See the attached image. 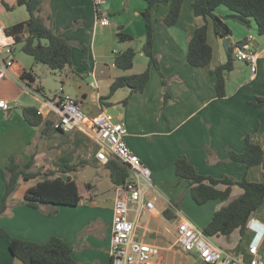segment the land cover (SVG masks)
Segmentation results:
<instances>
[{"label":"crops","instance_id":"0c3cea01","mask_svg":"<svg viewBox=\"0 0 264 264\" xmlns=\"http://www.w3.org/2000/svg\"><path fill=\"white\" fill-rule=\"evenodd\" d=\"M41 1L40 15L47 26L72 44V67L52 72L46 65L36 63L34 57L22 49L23 41L15 43L7 34L1 39L3 44L12 45L14 63L10 69L12 76L0 78V99L12 105L8 111L0 109V202L6 192L5 168L12 154H18L22 164L34 157V164L28 171L40 174L30 179L22 176L18 179L10 204L0 216V228L15 237L40 243L47 242L54 235L59 236L73 245L72 255L79 264H110L111 261L109 247L117 185L105 164L96 157L100 144L90 123L71 131L55 127L59 119L57 113L45 107L40 98L50 99L44 93L49 89L40 90L44 85L42 75L46 73L62 82V86L53 91L55 96L51 100L62 94L70 95L77 99L88 117L105 111L124 123L126 142L151 169L154 184V188L148 191V198L154 201L155 209L145 210L140 215L136 238L159 248L150 264L159 263L166 255L163 249L170 250L173 245H178L179 220L171 227L160 223L162 216L186 217L203 230L215 212L225 205L221 199L203 205L193 200L201 208L198 213L200 221L184 213L182 207L186 209L187 204L188 209H193L192 195L188 181L179 179L176 174L175 162L179 158H187L198 172L216 178L230 176L241 180L247 176L252 181L264 179L262 165L248 169L245 163L230 159L231 151H245L247 135L264 148V106L251 104L264 96V34H259L254 20H251V26L233 19L226 20L232 29L230 46L242 40L249 41L250 47L258 53V61L253 72L246 61L235 59L234 68L227 75V95L219 97L216 76L211 70L227 62L229 48L224 38L215 33L213 20L208 19V41L213 49L211 64L197 67L187 58L189 39L201 20L194 15L195 0H183L180 18L172 26L161 21L170 5L155 6L152 8L153 52L160 69L151 66L150 79L142 92H132L129 86L111 92L117 78L142 73L149 66V58L143 52L146 1L103 0L99 10L95 0ZM24 8L17 0H0V25L8 28L27 20L29 14ZM100 13L110 17L108 25L98 22ZM215 13L227 15L230 10L221 5ZM120 31L134 39H119ZM128 48L136 50L134 65L122 69L116 65L115 57ZM243 62L250 68L249 77L242 70ZM24 72H31L35 80L22 78ZM231 80H234L232 87ZM28 106L42 109L41 113L38 111L43 118L39 124L32 125L25 119L23 109ZM78 155L86 164L70 172L59 171L66 164L73 163ZM90 168L95 169L89 171ZM84 171L91 178L78 181ZM57 176H71L77 180L81 194L78 205L43 204L34 208L23 202L29 187ZM106 178L112 182L114 196L102 199L100 183ZM218 187L226 188L223 184ZM236 190L238 195L243 192L240 186L234 185L232 195ZM55 208L57 212L53 213ZM255 217L264 222V212L259 210ZM232 235L227 247L216 243V238L226 236H209L224 250H239L240 243L232 246ZM166 239H170V245L161 246L160 240ZM240 239L239 233L238 242ZM261 253L264 255V244ZM0 264H24L12 254L4 237H0ZM198 264H202L200 260Z\"/></svg>","mask_w":264,"mask_h":264},{"label":"trees","instance_id":"16d2710c","mask_svg":"<svg viewBox=\"0 0 264 264\" xmlns=\"http://www.w3.org/2000/svg\"><path fill=\"white\" fill-rule=\"evenodd\" d=\"M146 9L143 17L146 22L145 42L143 52L149 58L148 68L139 74L126 75L117 78L111 87V92L119 87L129 86L132 92L144 91L149 79L151 66L160 69L159 62L153 52L154 21L152 8L161 4H169L170 9L161 21L167 25H175L182 11L183 0H145ZM19 5H24L29 13V18L6 28V33L12 36L15 43L22 42V49L34 57L36 63H42L52 72H62L72 67V44L60 36L53 29L47 26L40 15L41 0H17ZM224 5L230 13L219 15L216 9ZM194 15L201 19L189 39L188 62L197 67H207L213 58V49L208 41V19L211 18L214 24L215 33L222 37H230L232 29L227 19L236 20L246 26H251V20L257 24L259 34H264V0H195L193 2ZM25 33H27L26 36ZM121 40H132L134 37L120 31ZM246 40L239 41L244 43ZM233 46L228 49L227 62L218 65L211 72L216 76V91L219 97L227 95L226 80L228 73L234 68ZM86 53V50H85ZM136 50L128 48L115 57L116 65L122 69L131 68L134 65ZM22 78L34 81L35 77L31 72H24ZM164 81H166L164 79ZM165 83V82H164ZM41 89H46L41 85ZM167 95V94H166ZM251 104L255 107L264 106V96L258 97ZM25 119L32 125L39 124L43 118L38 109L32 106L23 109ZM246 149L242 153L231 151L230 159L243 162L248 169L262 165L264 168V148L254 142L249 135L246 137ZM18 154L10 156V162L5 168L7 187L4 198L0 202V216L3 215L9 204L10 197L17 188L18 179L22 176L30 179L38 176L39 172L28 171L34 164V157L22 164L18 160ZM86 164L78 155L73 163L66 164L60 168L61 172H70ZM110 171V176L116 185L126 183L131 177L130 169L116 158H111L105 164ZM176 174L181 180L189 183L193 200L203 205L210 200H229L232 197V188L238 185L243 192L231 199L221 209L217 210L212 220L204 227L207 235H224L230 237L236 230L241 235V240L247 237V225L250 219L264 205V179L249 180L244 177L237 180L230 176L216 178L197 171L195 166L187 158H179L175 162ZM54 174V173H48ZM223 184L225 189L218 186ZM81 201L78 182L75 178L61 176L46 178L37 184L29 187L25 193L23 202L34 208H40L43 204L76 206ZM57 212V208L53 213ZM167 213V211H166ZM0 237L7 239L12 254L24 264H79L73 257V245L69 244L59 236H52L47 242L40 243L25 240L11 235L7 230L0 228ZM243 248L240 244L239 249Z\"/></svg>","mask_w":264,"mask_h":264},{"label":"built area","instance_id":"2783aa9c","mask_svg":"<svg viewBox=\"0 0 264 264\" xmlns=\"http://www.w3.org/2000/svg\"><path fill=\"white\" fill-rule=\"evenodd\" d=\"M103 0H95L96 6ZM99 13V12H98ZM98 22L102 25L110 23L108 15L98 14ZM6 28L0 25V78L11 75L14 63L13 48L10 43L3 44ZM252 36H249V40ZM233 57L246 61L253 72L256 71L258 53L250 47L249 41L236 43L233 46ZM12 76V75H11ZM44 106L57 113L55 127L61 131L90 123L100 149L96 157L101 164L111 158L124 163L131 171L126 183L116 186L114 215L112 223L111 243L109 247L110 264H150L159 253L156 245L140 241L136 238V226L143 211H153L154 201L148 198V191L154 188L152 171L126 142L127 129L122 121H117L114 114L102 112L95 117H88L80 107L77 99L70 95H59L55 99L40 96ZM12 105L0 99V109L10 110ZM39 113L42 109L38 110ZM250 241L236 251L224 250L216 245L211 237L186 217H180L177 224V244L186 252H195L202 264H264L261 253L264 244V222L255 215L247 225Z\"/></svg>","mask_w":264,"mask_h":264},{"label":"rangeland","instance_id":"374dc122","mask_svg":"<svg viewBox=\"0 0 264 264\" xmlns=\"http://www.w3.org/2000/svg\"><path fill=\"white\" fill-rule=\"evenodd\" d=\"M24 9H25L24 10L25 13H28L27 9L26 8H24ZM241 65H242L241 67H242V70L244 71V74L248 75V77H249L250 76V68L247 66V64L245 62L241 63ZM235 79L236 78L234 76V80ZM234 80H231L230 87H232ZM44 93L45 94L47 93L50 99L54 98V96H55V92L50 91V90L49 91L45 90ZM100 188H101L100 189V192H101L100 197L102 199L114 196V193L112 191V182L109 178H106L105 180L101 181ZM237 189H239V188H237ZM237 191L238 190H236L233 193L232 197L229 200H224L223 202L225 204H227L231 199L236 197L238 195ZM190 199H191L190 203H191L193 209H188L190 207V206L186 207L188 204L185 206L186 209H184L183 207H182V209L184 210L185 214L191 215L193 217L195 216V217H197V220L200 221V218H199L200 216L198 213H200L201 208H199L200 206H198L197 204H195L193 202V199L191 196H190ZM260 212L261 213L264 212V206L260 209ZM180 217L181 216L178 215V218L175 219V218H165L164 216H162V218H160V223L163 225L169 224L171 227H173L174 223H176L180 219ZM247 234H248V231H247ZM238 239H239V233H238V231H236L232 235V246L237 245V243H240L242 246H244L250 241L251 237L249 238V240H247V237L243 240L240 239L239 242H238ZM169 240L170 239L160 240L161 241L160 245L168 247L171 243V242H169ZM216 243L219 244L220 246L227 247L226 243L230 244L231 242L228 239V237H219V238H216ZM162 252L164 254H166L164 259L162 261H160L159 263H155V264H198V262H199V257L197 255H195V252H185L178 245H173L170 250L163 249Z\"/></svg>","mask_w":264,"mask_h":264},{"label":"water","instance_id":"95a60500","mask_svg":"<svg viewBox=\"0 0 264 264\" xmlns=\"http://www.w3.org/2000/svg\"><path fill=\"white\" fill-rule=\"evenodd\" d=\"M224 43L225 45L229 48L230 46V38L229 37H226L224 38ZM42 78L44 79V86L49 89L50 91H55L58 87H61L62 86V82L61 81H57L55 79H53V77L51 76H47L46 73H44L42 75ZM95 168H90V170H94ZM91 176L87 174V172H83L81 173V176L79 178L78 181H84L85 179H90Z\"/></svg>","mask_w":264,"mask_h":264}]
</instances>
